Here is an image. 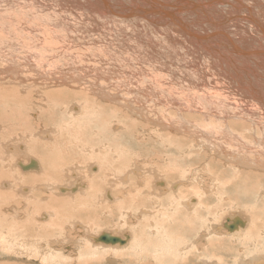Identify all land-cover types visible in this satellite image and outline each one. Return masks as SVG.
<instances>
[{
  "label": "bare ground",
  "instance_id": "bare-ground-1",
  "mask_svg": "<svg viewBox=\"0 0 264 264\" xmlns=\"http://www.w3.org/2000/svg\"><path fill=\"white\" fill-rule=\"evenodd\" d=\"M0 177V264H264V0H0Z\"/></svg>",
  "mask_w": 264,
  "mask_h": 264
},
{
  "label": "rangeland",
  "instance_id": "rangeland-1",
  "mask_svg": "<svg viewBox=\"0 0 264 264\" xmlns=\"http://www.w3.org/2000/svg\"><path fill=\"white\" fill-rule=\"evenodd\" d=\"M53 22H55L56 24H59V25H61V23L60 22H62V21H57V20H53ZM59 33L60 34H65L64 33V31L63 30H60L59 31ZM23 39L25 40L26 39V35L23 37ZM20 40V39H19ZM19 40H15V42H18ZM79 56V55H78ZM90 59H88V57H87V55H84V56H81V57H79V58H77V59H75V64H76V66H77V69H79L80 71H83V72H85V73H87L88 75H89V77H91V78H94V79H99V80H101V82L100 83H97V84H94V85H86V86H89V87H91V88H101V83H102V81L103 80H110L111 78H113V77H116V76H118L117 74L118 73H116V72H114V70H113V67L111 66V65H109V64H107V63H101V62H99V61H89ZM79 62H84V63H86L87 64V67H84L83 65H82V67L80 68V64H79ZM59 89H61V88H59ZM59 89H54V90H59ZM49 96V95H48ZM65 101H67V100H65ZM131 103L132 104H134V105H139L141 102H140V95L138 94V93H135L134 94V96H133V98H132V100H131ZM47 109H48V111L51 109V105H50V103H49V106L47 107ZM188 114L190 115V116H192V117H198V116H200V115H198V113L197 112H195V111H193V110H191V109H189V111H188ZM50 116H60L58 113H54V114H52V115H50ZM201 117V116H200ZM35 118V117H34ZM65 135L66 136H68V131L67 130H65ZM170 161H173L176 165H177V161H176V159L174 158V156H170ZM203 164H205V162H203V163H201V164H199V167H197V168H201V166L203 165ZM163 166H165V167H167L168 166V164H165V165H163ZM20 168H21V166H20ZM122 169V167L120 166L119 167V170H121ZM14 170H17V168L16 169H14ZM23 171H25V169L24 168H21L20 170H18V172H19V174L20 173H22ZM131 171V174L134 176V177H136V178H138L139 176H140V173L139 172H137V171H134V170H130ZM70 177H71V179H73L72 177L74 176V175H69ZM89 177H91V176H89V173H86V172H84V181H79L78 180V188H79V192H80V194L81 195H85L88 199H90L89 197H88V195H89V192L90 191H92L94 188H96L98 185H101L102 184V182L101 181H98L97 183H96V186L95 187H92V185H90L89 183ZM0 184H2V190H3V192H7V191H9L10 193H13L14 191H13V187H9L8 185H4L3 184V182L4 181H6V179L5 178H3V177H0ZM86 180L89 182L88 184L86 183ZM20 181L17 179L16 181H14V183H19ZM113 193L116 195V196H122L123 195V192H122V190L121 189H119V188H114V190H113ZM81 197L79 196V195H77V200H79ZM83 200V199H82ZM91 200V199H90ZM242 203V205L240 204V206H243V204L245 203L244 201H242L241 202ZM13 204H15V205H19L20 203L19 202H15V203H13ZM236 208V207H235ZM241 208V207H240ZM229 210V209H228ZM227 210V213L229 214V212H231V213H233V211L230 209V211H228ZM236 210V209H235ZM238 211V210H237ZM239 211H243L242 209H239ZM230 213V214H231ZM227 215V214H226ZM232 215V214H231ZM223 216V215H222ZM230 215H228L227 217H229ZM103 217H105V216H103ZM122 217V216H121ZM120 216H117V218H121ZM224 217V216H223ZM223 217H222V219H221V216H220V218L219 219H221V221L223 220ZM226 217V218H227ZM70 217H69V215H67V219H69ZM116 218V219H117ZM104 219V218H103ZM130 219H131V217H130ZM135 219V218H134ZM103 221V220H102ZM225 221H226V219H225ZM112 224H113V226H115L116 225V223H117V220L115 221V222H111ZM135 224V222L133 221V225ZM101 224H99V226H100ZM138 226V225H137ZM101 227V226H100ZM98 228V229H102V228H105L104 227V224H103V226L101 227V228ZM117 228V227H116ZM109 229H113L112 227H110ZM117 229H119V227L117 228ZM99 231H97V227H95V231H94V233H98ZM178 238H180V236H177ZM147 249V247L143 250V251H145ZM67 250V249H66ZM66 253V255H68V251L67 252H65ZM112 257H111V261L110 262H107L106 261V263L105 264H129L130 263V261H132L133 263L132 264H136V263H134V260H130V257L129 256H131V255H134V256H136V254H133L132 252H130V253H128V254H121L120 255V253H115V252H113L112 253ZM119 255V256H118ZM124 255V256H123ZM127 255V256H126ZM123 258V259H122ZM226 258H227V261L229 262V261H233V259L227 254V256H226ZM117 260V261H116ZM136 261V260H135ZM163 264H177V262H174V261H171V262H164ZM198 264V263H197ZM199 264H201L200 263V259H199Z\"/></svg>",
  "mask_w": 264,
  "mask_h": 264
},
{
  "label": "water",
  "instance_id": "water-1",
  "mask_svg": "<svg viewBox=\"0 0 264 264\" xmlns=\"http://www.w3.org/2000/svg\"><path fill=\"white\" fill-rule=\"evenodd\" d=\"M229 229L231 230V226H229ZM99 240H101L103 242H112V243H116V242L124 243L125 242V240H123L122 238L112 236L108 233H103L102 235H100Z\"/></svg>",
  "mask_w": 264,
  "mask_h": 264
}]
</instances>
